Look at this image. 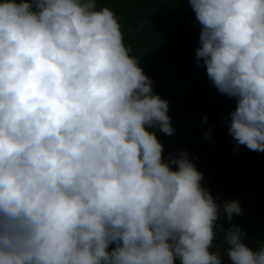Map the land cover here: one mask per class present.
Masks as SVG:
<instances>
[{
    "label": "clouds",
    "instance_id": "obj_1",
    "mask_svg": "<svg viewBox=\"0 0 264 264\" xmlns=\"http://www.w3.org/2000/svg\"><path fill=\"white\" fill-rule=\"evenodd\" d=\"M97 2L0 0V264H223L214 228L239 202L221 213L186 152L162 158L168 103ZM187 2L229 134L264 152V0ZM223 240L229 264H264L239 227Z\"/></svg>",
    "mask_w": 264,
    "mask_h": 264
},
{
    "label": "trees",
    "instance_id": "obj_2",
    "mask_svg": "<svg viewBox=\"0 0 264 264\" xmlns=\"http://www.w3.org/2000/svg\"><path fill=\"white\" fill-rule=\"evenodd\" d=\"M119 20L124 43L151 79L153 94L168 103L174 128L167 135L153 127L167 160L181 151L202 173L201 186L223 213L225 201L239 202L241 214L218 216L213 248H227L224 230L239 227L243 242L264 246V152L238 144L229 134L235 98L220 93L206 66L196 62L201 26L187 0H98ZM176 169V165H172ZM110 246V245H109ZM178 259V258H177Z\"/></svg>",
    "mask_w": 264,
    "mask_h": 264
},
{
    "label": "flooded vegetation",
    "instance_id": "obj_3",
    "mask_svg": "<svg viewBox=\"0 0 264 264\" xmlns=\"http://www.w3.org/2000/svg\"><path fill=\"white\" fill-rule=\"evenodd\" d=\"M112 248H113V245L110 244V246H109V251H111ZM219 249H220L221 254H222V261H223V264H229L228 259H223V255H224V253H226L225 248H219ZM174 264H180V260H179V259H176L175 262H174Z\"/></svg>",
    "mask_w": 264,
    "mask_h": 264
},
{
    "label": "water",
    "instance_id": "obj_4",
    "mask_svg": "<svg viewBox=\"0 0 264 264\" xmlns=\"http://www.w3.org/2000/svg\"><path fill=\"white\" fill-rule=\"evenodd\" d=\"M248 247H251V246H254L255 244L254 243H251V242H244ZM113 248L115 247V244L113 243Z\"/></svg>",
    "mask_w": 264,
    "mask_h": 264
},
{
    "label": "rangeland",
    "instance_id": "obj_5",
    "mask_svg": "<svg viewBox=\"0 0 264 264\" xmlns=\"http://www.w3.org/2000/svg\"><path fill=\"white\" fill-rule=\"evenodd\" d=\"M223 259H228L226 253H224V255H223Z\"/></svg>",
    "mask_w": 264,
    "mask_h": 264
}]
</instances>
